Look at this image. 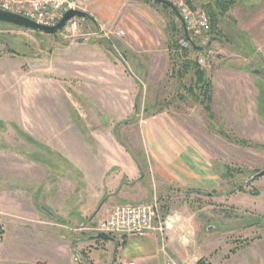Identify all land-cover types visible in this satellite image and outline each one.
<instances>
[{"label":"rangeland","instance_id":"374dc122","mask_svg":"<svg viewBox=\"0 0 264 264\" xmlns=\"http://www.w3.org/2000/svg\"><path fill=\"white\" fill-rule=\"evenodd\" d=\"M208 1L197 0L195 6ZM73 8L90 13L96 24L75 17L83 34L76 38L67 36L69 24L44 34L0 22L2 193L9 190L7 170L21 174L28 166L23 150L35 148L21 137V130L66 118L58 113L60 109L83 114L92 132L103 138H112L116 128L126 141L162 142L143 148L149 156L153 149L169 156V139L177 140L176 131L178 138L190 142L188 148L170 147L177 158L185 148L190 151L185 156L200 152L222 177V193L207 198L198 216L204 225L200 233L204 244L199 247L205 256L196 263L212 264L207 261L210 256L213 263L231 258L233 264H240L251 253V264H264V176L251 179L264 169V0H236L218 23L219 33L210 34V47L218 53L207 56L206 65L200 67L211 85L212 121L204 109L205 99L197 90H188L194 81L193 67L182 70L181 66L187 59L194 63L196 52L176 51L181 23L170 8L143 0H75ZM117 29L124 34L118 35ZM98 38L115 44L119 69L114 75H122L123 70L129 82L90 81L91 74H102L101 51L88 45ZM115 85L134 87L135 93ZM169 112L176 122L174 132H169ZM22 186L15 181L10 188L19 202L25 200ZM170 203L176 207L177 201ZM0 210L5 213L4 232L9 220L20 232L27 230L23 224L28 222ZM209 225L213 227L208 230ZM182 242L188 244L189 239ZM4 247L11 259L29 253L13 229L7 231Z\"/></svg>","mask_w":264,"mask_h":264},{"label":"crops","instance_id":"0c3cea01","mask_svg":"<svg viewBox=\"0 0 264 264\" xmlns=\"http://www.w3.org/2000/svg\"><path fill=\"white\" fill-rule=\"evenodd\" d=\"M148 2L143 0V4ZM100 39L88 44L94 51L99 49L102 58V74H91L95 81H90L129 82L123 70L122 75H114L119 69L114 59V56L119 57L115 44L106 45L99 42ZM115 88L135 93L131 86L115 85ZM71 110L58 111L66 116L64 119L46 124L37 122L21 130V137L35 148L23 150L22 157L28 166L21 174L11 168L5 177L9 190L15 181L22 182L25 200L19 202L17 197L14 198L13 190L11 193L5 191L8 192L6 195L0 190V209L10 211L12 216L9 217L28 224H23L27 230L20 232L15 221H8L0 247V264H163L168 258L182 262L202 259L205 253L199 245L204 244V238L200 236L204 225L199 224L198 216L207 198L213 199L222 193L221 172L213 169L200 152L185 156V151L190 152L186 149L190 142L186 137L185 142L178 138L171 113L169 132L175 131L173 136L177 140L169 139V156L159 155L161 152L154 149L150 150L149 156L143 148L163 143L119 139L114 133L116 128L110 133L112 138H103L92 132L93 128L84 122L83 114ZM80 119L82 123L78 121ZM180 145L187 146L183 155L177 158L170 147ZM154 197L159 200L163 214L173 212L174 208L181 214L180 222L164 235L148 232L143 236L117 235L112 236V240H105L89 239L84 234L90 232L89 228L105 217L113 206L146 203ZM171 200L177 201L176 207ZM195 201L201 205L196 206ZM42 206L51 210L54 216L42 210ZM209 227L213 226L209 225L208 230ZM10 229L16 231L18 242L27 247L28 254L9 257L4 245ZM186 232L188 244L180 238ZM242 250L237 249L232 257ZM250 254H246L240 264H251L248 257L253 259V256ZM207 259L217 264L210 256ZM230 259L218 264H233Z\"/></svg>","mask_w":264,"mask_h":264},{"label":"built area","instance_id":"2783aa9c","mask_svg":"<svg viewBox=\"0 0 264 264\" xmlns=\"http://www.w3.org/2000/svg\"><path fill=\"white\" fill-rule=\"evenodd\" d=\"M178 10L180 16L185 22L186 29L197 45L205 46L207 49L193 50L196 52L195 62L199 66H205L207 56L217 54L218 51L210 47V21L203 7H196L197 0H168ZM75 0H0V8L19 13L37 23L52 26L56 24L63 16L64 12L74 7ZM201 6V5H200ZM66 24L70 25L67 36H82L76 18L69 19ZM65 24V25H66ZM98 33H91L96 36ZM118 35H123L121 29H117ZM90 35V34H88ZM87 36V35H86ZM176 51L182 52L185 49H191L192 45L185 36H181L178 41ZM5 213L0 210V247L4 239L3 218ZM181 220V214L173 211L168 214L161 212L159 200L154 197L146 203H123L113 206L108 214L98 220L89 230H99L106 232L111 236L117 235H137L143 236L148 232H156L161 236L168 230H171ZM181 241H187L188 235L182 233ZM125 264H134L128 262ZM163 264H197L196 262H182L171 258L164 261Z\"/></svg>","mask_w":264,"mask_h":264},{"label":"water","instance_id":"95a60500","mask_svg":"<svg viewBox=\"0 0 264 264\" xmlns=\"http://www.w3.org/2000/svg\"><path fill=\"white\" fill-rule=\"evenodd\" d=\"M154 1L166 4L174 12L175 16L178 18V20L181 23V27H182L184 36L186 37L187 40H189L191 45L196 50H202V49L208 48V44L205 46H200L194 42L192 37L189 35V33L186 29V26H185V22L182 19V17L180 16L177 8L170 1H168V0H154ZM74 17L83 18V19L89 20L95 24V19L90 13H88L84 10H81V9L73 8V7L68 8L64 12V14L60 18V20L52 26H47V25L37 23L34 20H31V19H29V18H27V17H25L19 13L0 8V22L1 23H7L10 25H15V26H18V27H21L24 29H28V30H31L34 32H39V33H44V34H53V33H56L58 31L62 30L63 27L65 26L66 22L69 19L74 18ZM258 72H259V70H257V73ZM261 176H264V169L255 173L251 179H255V178H258ZM40 208L42 210H44L46 213H48L50 216H52V217L54 216L52 211L47 209L46 207L42 206ZM88 233H84V234L88 235L89 239H105V240H112L113 239V237L110 234H108L106 232L99 231V230H91ZM72 244H73V241H72ZM23 264H30V263H23Z\"/></svg>","mask_w":264,"mask_h":264},{"label":"trees","instance_id":"16d2710c","mask_svg":"<svg viewBox=\"0 0 264 264\" xmlns=\"http://www.w3.org/2000/svg\"><path fill=\"white\" fill-rule=\"evenodd\" d=\"M149 2H153L156 4H160L166 8H169L166 4L154 1V0H146ZM236 0H209L208 2H202L201 5L204 8L205 12L207 13L210 21V34L212 33H219L218 23L221 22L224 15L227 13V11L230 9L231 5L235 3ZM171 12L174 14V12L171 10ZM175 15V14H174ZM89 21V20H87ZM180 36H184L182 27L179 28ZM210 39H212L210 37ZM99 42H102L106 45L111 44L110 42L106 41L105 39H100ZM171 43V42H170ZM174 46V44H172ZM175 46H178L175 44ZM192 50L197 51L193 46L191 47ZM182 70L187 69L188 67H193V74H194V81L193 84H191L188 87V90L192 93L194 90H197L199 92V95L202 96L203 99L206 101V105L204 106L205 111L208 113L209 118L211 121L213 120V115L210 108V97H211V85L210 82L206 76V72L204 69H202L196 62H192V60H184L183 65L181 66ZM193 95V94H192ZM199 97L196 96L195 99H198ZM218 132H221V130H218ZM116 134V132H115ZM117 138L120 139L119 135L116 134ZM241 142H245L243 140H240ZM256 194V192H254ZM202 264V263H201Z\"/></svg>","mask_w":264,"mask_h":264}]
</instances>
